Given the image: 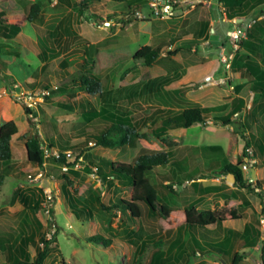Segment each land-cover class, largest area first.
<instances>
[{
  "label": "rangeland",
  "instance_id": "obj_1",
  "mask_svg": "<svg viewBox=\"0 0 264 264\" xmlns=\"http://www.w3.org/2000/svg\"><path fill=\"white\" fill-rule=\"evenodd\" d=\"M66 1L77 5L81 0ZM125 1L129 4L90 3L89 9L81 13L79 8L71 9L60 0H0V13L13 19L27 15L34 3L40 6L38 18L32 23L24 22L13 40L0 39V124L16 121L23 126L24 135L12 145V160L8 164L0 162V264H8L1 249L6 244L4 239L18 241L22 231L25 235L31 233L29 228H21L17 218L18 212L23 210L17 194L25 195L32 189L42 190L44 202L36 215L42 227L36 231L34 244L28 247L31 258L35 248L42 247L41 239L49 240L57 228L44 264H151L155 253L168 258L170 264H229L235 252L246 256L239 264H252L251 258H258L264 234L258 199L236 190L233 179L222 176L221 164H215L212 156H203L200 149L217 146L221 149V158L232 164L242 156L243 142L238 137L236 142L231 139L233 126L224 127L212 119L214 115H227L237 97L244 102V109L238 116L240 122L246 124V135L264 145V94L251 92L250 76L239 69L240 63L234 59L235 52L237 56H249L264 71V44H260L255 53L233 46L236 29L252 21L261 22L264 29V0H250L253 9L248 10L241 21L233 19L230 22L224 18V10L217 0H170L172 4L175 1L173 14L163 18L153 14L155 0ZM212 20L216 22L211 25ZM201 22L206 23L203 30L198 25ZM257 36L264 38L260 33ZM143 46L159 49L160 57L175 51L173 59L181 69L167 73L163 66L136 64L133 56ZM46 48H53L56 56L51 57L47 51L49 57L43 61L41 52ZM61 63L66 64L68 74L85 73L98 78L103 96L79 91L63 95L49 92L43 96L44 86L55 89L62 82ZM223 71L231 82L229 86H226V79L220 77ZM166 77L170 80L165 81ZM235 86H241L237 94ZM105 101L113 110L136 121L139 132L145 134L146 139L138 140L133 149L95 147L96 126L84 123L81 106L89 104L98 108ZM23 105L32 115L26 116ZM194 105L211 109L204 123L194 124L189 129L170 130L163 137L151 135L164 117ZM34 130L43 141L42 169L29 165L26 160L25 141ZM50 140L57 147L51 150L54 154L64 142L75 152L73 155L81 151L83 156L90 154L124 164H133L142 154L169 152L187 166L177 195H166L167 205L184 209L194 203L199 211H228L245 196L250 208L245 210L240 221L224 223L215 229L209 227L191 235L185 232L178 235L174 228L178 220H163L159 224L158 219L149 218L143 205L141 218L132 223L119 214L101 211L97 203L89 204L90 216L86 213L75 216L62 193L61 177L67 174V169H59L50 164L49 157L45 158L51 154L47 146ZM251 150L252 154L255 152L252 157L255 163L249 171H242L244 179L258 181L264 188L263 155L254 147L247 152L251 154ZM73 155L69 162L73 161ZM249 160L244 158L242 164ZM85 165L86 158L79 156L72 169L80 176L69 177L88 201L89 196L97 192L104 204L130 199L131 188L127 184L116 181L102 184L95 174L83 173ZM169 167L170 164L150 172L147 178L154 185L175 183ZM252 170L255 172L253 181ZM188 173L193 178H207L198 181L204 186L218 185L220 190L199 198L185 182ZM30 221L31 216L28 223L33 228ZM246 223L261 236L257 238L252 233L250 239L255 242L252 248L246 247L239 235ZM95 237L109 242L108 247L96 244L92 240ZM178 240L180 244L174 246ZM215 247L226 255L218 254Z\"/></svg>",
  "mask_w": 264,
  "mask_h": 264
},
{
  "label": "trees",
  "instance_id": "obj_2",
  "mask_svg": "<svg viewBox=\"0 0 264 264\" xmlns=\"http://www.w3.org/2000/svg\"><path fill=\"white\" fill-rule=\"evenodd\" d=\"M51 1V0H50ZM65 5H70L66 0H60ZM104 2H115L124 3L125 0H81L77 5H70L71 9L79 8L80 12L87 11L90 3H104ZM218 4L224 8V17L231 21L233 19H243L247 14L246 12L253 9L250 0H217ZM172 7H175L171 4ZM40 6L38 3H34L29 7L27 15L21 19L8 18L4 14L0 13V39L5 41L13 40L20 32L24 25V22L32 23L38 18ZM263 22V21H262ZM198 25H205L206 23L201 22ZM238 25H242L239 23ZM246 30V38H237L233 42V46L238 50L243 48L247 52H257L260 49V44H264V38L260 39L257 36L259 33L264 35L263 26L261 22H256ZM192 34V32H191ZM51 57H55L56 54L53 48H46L41 52L42 60L45 61L47 53ZM237 51V50H236ZM176 55L175 51H168L164 57H160V50L154 49L151 46L141 47L133 56V60L136 64L144 67H150L153 65L163 66L167 69V73H175L181 69V66L176 62L173 57ZM234 59L240 63L239 69H243L251 78V92L264 94V71L261 69L258 63L250 60L249 56H237L235 52ZM62 73L64 77H61L62 82L59 83L55 89L48 86H44L50 93L63 95L70 91H79L90 96H103V89L100 80L93 75L85 73L68 74L65 72L66 64L61 63ZM234 69V68H233ZM129 71V70H127ZM234 71V70H233ZM220 77L226 79V86L231 85V82L227 80L226 72H222ZM170 80L166 77L165 81ZM207 82V81H206ZM205 84V82H204ZM203 84V85H204ZM241 86H235V93H239ZM82 118L86 125H95L96 131L93 135V141L95 147H101L109 150H125L128 148H135L138 140L146 139L145 134L139 132V127L136 121L123 113H119L113 110L112 106L109 105L108 101H105L103 106L98 108L87 106H81ZM244 109V102L241 98H235L231 105L227 115L225 116H213L214 123L222 126H233L231 134L232 141L236 142L237 137L243 142V153L238 159L236 164L229 163L226 159L221 158V149L217 146H206L201 148L203 156L214 157L213 162L217 165L221 164L220 172L222 176H230L233 179L236 190L255 196L260 203L261 207V218L264 220V188L258 181L257 182H246L240 167L243 165L242 160L244 158L252 159L255 152L249 154L247 150L254 147V150L258 151L263 155L262 163L264 165V145L261 142L253 141L250 136L246 135V124L240 122L241 118L238 116ZM23 111L26 116L32 115L29 108L23 105ZM211 113L210 108H202L198 105L187 107L181 110L175 115H168L161 120L158 127L151 131V135L154 137H163L170 130L174 129H189L194 124L204 123L207 116ZM234 117V115H236ZM31 125L34 124L31 122ZM35 127V126H34ZM35 129V128H34ZM23 126L19 125L16 121L8 120L5 123L0 124V162L2 164H8L13 157L12 145L15 141L20 140L24 135L22 134ZM261 141V140H260ZM57 150V156L54 155L51 150L55 148L52 140L47 144L51 154L45 157L49 159L50 164H54L57 167L67 169V174L62 175V193L69 205V208L74 212L75 216H82L85 213L90 216L89 204L97 203V206L101 211L108 213L119 214L120 217L124 216L131 223L142 216V206L147 209V216L152 219H158L159 224L163 220L175 219L178 220V224L174 227L177 230L178 235L183 232L188 235L197 233L199 231L207 230L209 227L219 228L224 222L227 221H238L241 220L245 214V210L250 208V203L245 196H241V202L232 210H221V211H210L204 210L199 211L194 203H190L184 209L171 207L167 205L164 200L166 195L176 196L177 189L181 186L182 175L185 174L186 163L180 160L174 159L169 153H154V154H142L137 157L133 164H124L112 162L104 158L97 156L92 157L90 154L83 156V152L79 151L78 155H73V151L64 142ZM43 141L40 138L36 130L26 138L25 150L26 160L29 165L35 166L38 169H42L44 163V150L42 149ZM57 148V147H56ZM69 152V153H67ZM73 153V154H72ZM73 155V161L69 162V158ZM82 156L86 158V165L83 167V173L85 175L95 174L98 181L102 184L109 183L110 181H116L127 184L131 188V196L129 200H116L112 203H101L99 194L95 196H89L88 201L82 192L73 186V181L69 177L78 178L80 173L72 168L77 163L78 157ZM170 159L173 161L170 162ZM220 159V160H219ZM170 164L169 173L176 179L175 183H165L161 185L152 184L147 178V174L155 172L161 167H168ZM53 165V166H54ZM55 167V166H54ZM188 173L185 177V182H190V187L199 193V196L213 194L220 190L219 186L208 185L202 186L198 181L202 178H193ZM184 178V177H183ZM28 194L22 195L17 194V200L23 207V210L18 212L17 218L20 220L21 228H29L31 233L28 235L23 233L19 237L18 241H9L4 239L5 243L1 246L2 251L5 253L8 264H44L49 246L54 242V236L57 232L55 228L49 240L41 239L42 247L38 246L35 248V255L31 258L28 251L30 244H34L36 238V231L42 227L41 223L36 218L39 210L42 209L43 205V194L42 190H27ZM96 192V191H95ZM39 194V195H38ZM164 198V199H163ZM48 213L53 215V211L49 210ZM32 218L31 225L29 226L28 221ZM214 228V229H215ZM254 233L255 237H261L260 232L253 228L251 224L247 223L244 225L240 237L242 238L246 247H254L255 242H252L250 236ZM96 241V244L103 247H108L109 242L104 241L100 237L92 238ZM180 244V240L175 242L174 246ZM173 246V247H174ZM213 246V245H212ZM212 247H210L211 249ZM217 249V253L221 256H225L226 253L221 249ZM212 256L215 254H211ZM246 259V256L242 252H235L229 261V264H239ZM252 264H264V234L259 244L258 258H251ZM151 264H170L168 258H165L161 253H155Z\"/></svg>",
  "mask_w": 264,
  "mask_h": 264
},
{
  "label": "built area",
  "instance_id": "obj_3",
  "mask_svg": "<svg viewBox=\"0 0 264 264\" xmlns=\"http://www.w3.org/2000/svg\"><path fill=\"white\" fill-rule=\"evenodd\" d=\"M184 1H186V0H184ZM171 4L172 3L170 0H155V2L152 4V10H153L154 16L157 18H159V17H162V18L163 17H170L173 14ZM173 4H175V1L173 2ZM254 23L255 22L252 21V22H249L244 28L241 27L239 29H236V32H235L236 38L235 39L244 38L246 36V30L251 28ZM41 93L43 96L49 95V90L43 91ZM250 153H251V151H250ZM54 155L57 156V154H54ZM45 157H47V156L45 155ZM248 162L249 163H244L240 167L241 171H245V172L249 171L252 164L255 163V161L253 159H250ZM64 169H66V168H64Z\"/></svg>",
  "mask_w": 264,
  "mask_h": 264
},
{
  "label": "crops",
  "instance_id": "obj_4",
  "mask_svg": "<svg viewBox=\"0 0 264 264\" xmlns=\"http://www.w3.org/2000/svg\"><path fill=\"white\" fill-rule=\"evenodd\" d=\"M222 8H223V7H222ZM223 10H224V8H223ZM224 15H225V14H224V12H223V16H224ZM224 18H225V17H224ZM215 19H216V18H215ZM225 19H226V18H225ZM226 20H227V19H226ZM213 21L216 22L215 20H212L211 23H210L211 25H212V23H214ZM227 21H228V20H227ZM240 21H241V19H240ZM229 22H230V21H229ZM204 23H205V22H204ZM200 27H201L202 30H203V29H205L206 26H205V25H200ZM210 32H213V30H210ZM236 115H237V114H236ZM254 174H255V172H254ZM196 178H197V177H196ZM188 183H189V184H188ZM200 183L202 184V182H200ZM187 185L190 186V182H187ZM202 186H204V185L202 184ZM217 186H218V185H217ZM216 194H217V193H216ZM196 195H198V197L200 198L198 192L196 193ZM204 196H205V195H204ZM258 202H259V200H258ZM259 204H260V203H259ZM238 221H240V220H238ZM228 222H236V221H227V222H224V223H228ZM224 223H223V224H224ZM246 224H247V223H246ZM244 225H245V224H244ZM214 228H215V227H214ZM243 228H244V226H243ZM243 228H242V230L239 232V234L242 233Z\"/></svg>",
  "mask_w": 264,
  "mask_h": 264
},
{
  "label": "water",
  "instance_id": "obj_5",
  "mask_svg": "<svg viewBox=\"0 0 264 264\" xmlns=\"http://www.w3.org/2000/svg\"><path fill=\"white\" fill-rule=\"evenodd\" d=\"M236 21H240V19H237ZM251 174H252V181H253V179H255L254 170L251 171Z\"/></svg>",
  "mask_w": 264,
  "mask_h": 264
}]
</instances>
